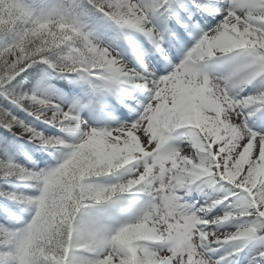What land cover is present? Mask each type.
Listing matches in <instances>:
<instances>
[{"label": "snow or ice", "instance_id": "obj_1", "mask_svg": "<svg viewBox=\"0 0 264 264\" xmlns=\"http://www.w3.org/2000/svg\"><path fill=\"white\" fill-rule=\"evenodd\" d=\"M0 98L2 149L60 154L36 171L0 159V179L36 190H0L32 213L0 225V264H241L250 245L244 264H264V0H59L41 13L0 0ZM110 99L126 122L80 119ZM217 185L223 199L205 191ZM194 190L204 204L186 202Z\"/></svg>", "mask_w": 264, "mask_h": 264}, {"label": "rangeland", "instance_id": "obj_2", "mask_svg": "<svg viewBox=\"0 0 264 264\" xmlns=\"http://www.w3.org/2000/svg\"><path fill=\"white\" fill-rule=\"evenodd\" d=\"M58 2L59 0H29V4L32 10L35 11L36 13L48 11ZM175 62L178 63V61ZM206 71L219 72L222 71V69L217 68L214 62H210ZM51 83L54 84L57 89L63 91L65 94H67L68 91L66 86H64V84L67 85V87H70L71 85L68 84V82L65 80H56V79H53ZM73 86L77 87L76 85ZM32 87L33 84L29 83L26 85L24 90L27 91ZM254 87L255 86H253L251 89L254 90ZM81 93L82 90L75 93V95L79 96L81 95ZM110 105L112 108L115 107V105H113L111 101H110ZM111 107L105 108L104 110L101 109L84 110L86 113L85 114L86 119H84V121L88 122L90 126L100 127V128L114 127L115 123H112V120H120V122L122 123L126 122L123 119H119L118 116L113 113ZM14 114H18V118L23 119L26 124L35 127L38 131L43 132L44 128H46L44 124H42L40 121H35L34 117H30L26 113H20L18 110H16ZM113 117H115V119ZM0 131H2V129H0ZM45 135H59L62 138L65 137V133L61 132L59 129L50 130V132ZM16 139L17 138H13V140ZM74 141H75V136L68 134L67 142L71 143ZM180 142H181L180 140H176L173 141L172 143L173 146H178ZM19 144H20L19 149L16 148L2 149V146H0V150L3 151L4 155L11 162L28 169H32L34 171L40 169L46 170L47 168L54 166L55 160L53 159V156L56 157L60 156V154L56 153L53 149L45 150L40 148V146L35 142H29L27 140H19ZM50 152L52 153V155H49ZM32 162H35V167ZM0 190L6 192L15 191L18 194L22 193L26 196H32L36 192L34 187L29 186V184L27 183L19 182L15 179H12L9 182H5L4 180L0 179ZM205 191L208 192L209 196L210 197L212 196V198L214 194H217L219 196L218 199H223V197L228 195L227 191L221 185H217L215 191H210L208 189H205ZM214 198L217 199L215 196ZM184 199L189 204H193L196 201H199L200 204H204L205 201L208 199V197L205 196L203 193L199 192L198 190H194L189 195L185 196ZM229 202L230 201H225V204L220 205L217 209H215L213 214L222 215L225 205L228 204ZM200 204H198V206ZM31 214H32L31 210L28 208V206L20 204L16 201L6 199L3 196H0V225H5L9 228H18L20 227V225L16 222L15 217H19L22 220H29L31 218ZM226 230H234V229H231L227 226L221 229V231H226ZM227 250H228V246H225V249H221L220 251L223 254ZM254 251L255 248L252 245H250L249 248L245 249V253H241V260L243 259L246 253H250Z\"/></svg>", "mask_w": 264, "mask_h": 264}, {"label": "bare ground", "instance_id": "obj_3", "mask_svg": "<svg viewBox=\"0 0 264 264\" xmlns=\"http://www.w3.org/2000/svg\"><path fill=\"white\" fill-rule=\"evenodd\" d=\"M128 59H129V57L126 56V60H128ZM251 91H253V89H251V88H250V89H247V90H246V94H247L248 92H251ZM130 103H132V102H130ZM122 111H123V109H122ZM125 111H127V109H126ZM112 123H116V120H112ZM45 127H46V128H44V130H43L44 134H47V133L50 132V130H53V129H50V127H49L48 125H45ZM178 146L183 147V144L180 142ZM214 196H215L217 199H218V197H219L217 194H214ZM214 196H213V198H212V196H211V198H212V199H215ZM199 206H200V205H199ZM199 206H198V204H197V207H199ZM241 263L244 264V260H241Z\"/></svg>", "mask_w": 264, "mask_h": 264}, {"label": "trees", "instance_id": "obj_4", "mask_svg": "<svg viewBox=\"0 0 264 264\" xmlns=\"http://www.w3.org/2000/svg\"><path fill=\"white\" fill-rule=\"evenodd\" d=\"M5 158V155L4 153L0 150V159H4ZM7 158V157H6Z\"/></svg>", "mask_w": 264, "mask_h": 264}]
</instances>
